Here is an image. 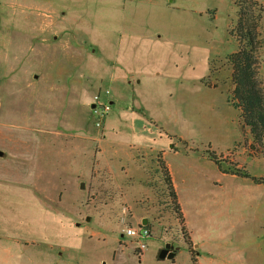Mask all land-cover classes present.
<instances>
[{"label":"rangeland","instance_id":"obj_1","mask_svg":"<svg viewBox=\"0 0 264 264\" xmlns=\"http://www.w3.org/2000/svg\"><path fill=\"white\" fill-rule=\"evenodd\" d=\"M234 1L0 0V264H264L263 148L230 102ZM144 220L138 253L122 235Z\"/></svg>","mask_w":264,"mask_h":264},{"label":"trees","instance_id":"obj_2","mask_svg":"<svg viewBox=\"0 0 264 264\" xmlns=\"http://www.w3.org/2000/svg\"><path fill=\"white\" fill-rule=\"evenodd\" d=\"M234 6L237 9V19L229 30V35L236 40L238 47L236 52L226 57L232 70L233 89L230 92V102L239 111L243 128L247 130L251 138V145L257 144L262 147V154L264 155V86L259 76L260 61L258 55L261 49L259 26L263 9L256 0H235ZM207 155L221 170V163L218 162L215 154L208 151ZM161 166L169 196L176 213L181 216V208L177 202L170 173L163 163ZM229 173L258 181V179L252 178L247 173L237 169H231ZM187 243L189 244V242Z\"/></svg>","mask_w":264,"mask_h":264},{"label":"built area","instance_id":"obj_3","mask_svg":"<svg viewBox=\"0 0 264 264\" xmlns=\"http://www.w3.org/2000/svg\"><path fill=\"white\" fill-rule=\"evenodd\" d=\"M92 103L91 106H93V108L91 110L96 120V126L100 127V123L110 110L111 102H109V92H98L93 96ZM123 235L126 238L133 239V241L137 243V252L143 253L146 249L145 241L149 238L150 231L146 225H137L136 227H128Z\"/></svg>","mask_w":264,"mask_h":264},{"label":"water","instance_id":"obj_4","mask_svg":"<svg viewBox=\"0 0 264 264\" xmlns=\"http://www.w3.org/2000/svg\"><path fill=\"white\" fill-rule=\"evenodd\" d=\"M93 108V106H91V109ZM0 155H2V153L0 152ZM84 185L83 183H81L80 188L83 189ZM142 225H146V221L144 220L142 222ZM178 248H174L171 244L167 243L164 245V247L159 251L158 253V259L159 260H172L175 256L176 250Z\"/></svg>","mask_w":264,"mask_h":264},{"label":"crops","instance_id":"obj_5","mask_svg":"<svg viewBox=\"0 0 264 264\" xmlns=\"http://www.w3.org/2000/svg\"><path fill=\"white\" fill-rule=\"evenodd\" d=\"M112 102V101H111ZM2 153V152H1ZM166 152H164V154H165ZM2 155H0V157H1ZM172 175V174H171ZM172 180H173V184H174V187H175V189H176V181L174 180V175H172ZM182 212H183V209H182ZM183 214H184V212H183ZM184 216H185V214H184ZM179 249H177L176 250V253H177V251H178ZM176 253H175V256H174V258L176 257ZM173 258V259H174ZM172 259V260H173Z\"/></svg>","mask_w":264,"mask_h":264},{"label":"flooded vegetation","instance_id":"obj_6","mask_svg":"<svg viewBox=\"0 0 264 264\" xmlns=\"http://www.w3.org/2000/svg\"><path fill=\"white\" fill-rule=\"evenodd\" d=\"M123 237H125L124 235H122Z\"/></svg>","mask_w":264,"mask_h":264}]
</instances>
